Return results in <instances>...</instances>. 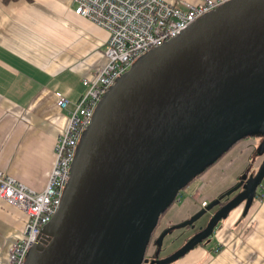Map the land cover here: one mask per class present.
I'll use <instances>...</instances> for the list:
<instances>
[{
	"label": "water",
	"instance_id": "obj_1",
	"mask_svg": "<svg viewBox=\"0 0 264 264\" xmlns=\"http://www.w3.org/2000/svg\"><path fill=\"white\" fill-rule=\"evenodd\" d=\"M141 57L100 100L60 206L24 264H139L161 213L190 179L264 128V0H228ZM263 178L264 160L193 241L154 264L208 238Z\"/></svg>",
	"mask_w": 264,
	"mask_h": 264
},
{
	"label": "crops",
	"instance_id": "obj_2",
	"mask_svg": "<svg viewBox=\"0 0 264 264\" xmlns=\"http://www.w3.org/2000/svg\"><path fill=\"white\" fill-rule=\"evenodd\" d=\"M74 8L73 0H0V170L37 192L47 185L68 121L57 93L75 102L85 91L82 79L106 62L107 32ZM255 151L254 136L236 142L168 208L158 230L188 219L234 184ZM263 160L264 151L252 162L257 171ZM239 211L218 226L210 250L198 245L173 264H264V196L245 219ZM25 221L23 211L0 199V264Z\"/></svg>",
	"mask_w": 264,
	"mask_h": 264
},
{
	"label": "built area",
	"instance_id": "obj_3",
	"mask_svg": "<svg viewBox=\"0 0 264 264\" xmlns=\"http://www.w3.org/2000/svg\"><path fill=\"white\" fill-rule=\"evenodd\" d=\"M73 1L76 15L107 32L106 62L82 79L85 91L75 102L57 93V103L66 110L68 121L57 136L56 158L45 189L34 191L0 170V199L26 215L22 236L9 248L7 264H24L27 252L58 210L81 133L91 123L97 103L117 79L146 52L175 38L199 17L228 0Z\"/></svg>",
	"mask_w": 264,
	"mask_h": 264
},
{
	"label": "rangeland",
	"instance_id": "obj_4",
	"mask_svg": "<svg viewBox=\"0 0 264 264\" xmlns=\"http://www.w3.org/2000/svg\"><path fill=\"white\" fill-rule=\"evenodd\" d=\"M142 57H144V55ZM100 104H101V101L97 103V105L95 107V110H94V113L97 111V109L100 106ZM85 135H86V129H84L82 131V133H81L79 145L83 141ZM254 138H255L256 151L254 153H252L251 159L249 161L248 169L246 170V173H245V176L249 180H253L255 178L257 172H258L257 171V167H254L252 165V162L255 161V157H257L258 155H260L261 152L264 151V128H261L260 130H258V132H256V135L254 136ZM77 150H78V147L76 149V154H77ZM197 183H198V181L196 180L194 182V184H192L191 186H189V187L187 186L184 189H182L178 193L176 199H179L182 194H183L182 196L186 195V192L192 190L193 187L195 185H197ZM254 200H255V196L254 195L243 198L242 201H241V203L239 205H236V206L232 207L229 210V215L232 212H234L235 210L239 209L240 210L239 211L240 214H239L238 217L240 218V220L241 219H245L247 217V213L249 212V210L251 208V204L253 203ZM226 218H227V216L223 217L220 221H218V223L214 227L213 231L208 236L207 240L203 242V245H204V247H206V249L210 250L211 245L214 246V245L217 244V239H216V236H215V231L217 230L218 226L221 225V223L226 220ZM205 219H206V215H203L202 217H200L198 220H196V222H194L195 226L193 228H184L182 226H178V227L174 228L173 230H171L169 232V234L166 237H164L163 240H162V243H161V245L159 247V253H160V255H166V254H169L171 252L178 251L179 249H181L185 245H188L191 241H193L195 239L194 238L195 237V234H193V231L198 226H201L205 222ZM186 220H184V221H186ZM184 221H182V222H184ZM182 222H180V223H182ZM180 223H178V224H180ZM174 225H176V224H174ZM30 251L31 250H29L27 252V254L25 256V259L28 258L29 254H30ZM149 253H150V248H148V251L146 253L147 254L146 257H148ZM180 258H178V259H180ZM178 259H176V260H174V261H172V262H170L168 264H173ZM153 261L154 260L151 259V258H146V260L143 262V264H153Z\"/></svg>",
	"mask_w": 264,
	"mask_h": 264
},
{
	"label": "trees",
	"instance_id": "obj_5",
	"mask_svg": "<svg viewBox=\"0 0 264 264\" xmlns=\"http://www.w3.org/2000/svg\"><path fill=\"white\" fill-rule=\"evenodd\" d=\"M4 3H8L10 1H16V0H2ZM256 134L253 133H246L243 134L241 137H239V139L236 141L238 142L239 140H242L248 136H255ZM235 142V143H236ZM234 143V144H235ZM229 149H227L226 151H228ZM226 151H224L223 153L219 154L212 162H210L209 164L205 165L194 177H192L190 179V181L188 182V184L185 186L187 187L190 183H192L193 181H195V179H197V177H199L205 170H207L210 166H212ZM249 166V165H248ZM248 166L246 167V169L240 174L238 175L236 181L234 184H232L231 186H229L228 188H226L225 190H223L222 192H220L219 194H217L213 199H211L208 203L207 202H202L205 203L206 206L203 207L202 209L205 210L203 215H206V219L205 222L201 225L198 226L194 231L193 234L197 235L201 229L200 227L204 228L207 223L209 222V220L211 219V217L213 216V214H215L224 204H226L230 199H232L235 195H237L241 190H242V186L245 183L247 177L245 176L246 170L248 169ZM184 187V188H185ZM255 199L260 200L263 196H264V178L261 181L260 185L257 187L255 193H254ZM176 201V199H175ZM174 201V202H175ZM173 202V203H174ZM171 203L170 205H168L165 210L163 211V213H161L159 220L161 219V217L164 215V213L168 210V208L173 204ZM158 226H159V221L156 225V227H154L153 231H152V235L150 238V242L147 245L146 248V253L148 251V248H150V253L147 256V254L145 253L144 259L141 260L139 262V264H143V262L146 260V258H151L153 259V264L155 263L156 260L162 259L170 254H172L173 252L166 254V255H160L159 253V246L157 244V240L159 235L166 230L167 228H172L171 230H173L174 228L178 227L179 224L176 225H171L170 227H167L166 229L163 230H158ZM184 228H193L191 225H185L183 226ZM156 233V234H155ZM169 233H167L164 237H166ZM206 239H204L203 241H201L198 245H203V242L206 241ZM197 245V246H198ZM151 246V247H150ZM196 247V246H195Z\"/></svg>",
	"mask_w": 264,
	"mask_h": 264
},
{
	"label": "flooded vegetation",
	"instance_id": "obj_6",
	"mask_svg": "<svg viewBox=\"0 0 264 264\" xmlns=\"http://www.w3.org/2000/svg\"><path fill=\"white\" fill-rule=\"evenodd\" d=\"M184 189V188H183ZM206 206V204L205 205H203V207H205ZM203 216V215H202ZM201 216V217H202ZM190 218V217H189ZM198 220V219H197ZM196 222V221H195ZM192 227H194L195 226V224L193 223L192 225H191ZM200 228H202V227H200Z\"/></svg>",
	"mask_w": 264,
	"mask_h": 264
}]
</instances>
